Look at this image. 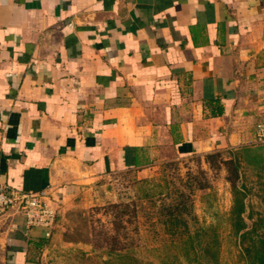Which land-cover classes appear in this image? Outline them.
<instances>
[{"label": "crops", "instance_id": "crops-1", "mask_svg": "<svg viewBox=\"0 0 264 264\" xmlns=\"http://www.w3.org/2000/svg\"><path fill=\"white\" fill-rule=\"evenodd\" d=\"M263 119L264 0H0V181L59 210L49 238L2 218L0 264H44L110 172L252 144Z\"/></svg>", "mask_w": 264, "mask_h": 264}, {"label": "rangeland", "instance_id": "rangeland-1", "mask_svg": "<svg viewBox=\"0 0 264 264\" xmlns=\"http://www.w3.org/2000/svg\"><path fill=\"white\" fill-rule=\"evenodd\" d=\"M242 173L241 182L251 189L245 212L251 224L249 210L253 208L254 216L263 212L264 201L257 194V169L243 162ZM194 175L195 184L206 181L207 187L190 191ZM178 190L191 195L187 200L193 212L188 216L189 229L215 227L219 264H247L238 238L231 233L232 194L225 168L210 167L205 155L175 156L171 149L147 166L114 170L92 185L82 204L69 212L62 239L48 244L44 264H105L111 249L128 250L143 264H190L179 238L167 233L160 213ZM65 233L71 240L64 238Z\"/></svg>", "mask_w": 264, "mask_h": 264}, {"label": "trees", "instance_id": "trees-1", "mask_svg": "<svg viewBox=\"0 0 264 264\" xmlns=\"http://www.w3.org/2000/svg\"><path fill=\"white\" fill-rule=\"evenodd\" d=\"M228 153V156H224ZM138 156H134V164L138 162ZM205 160L212 168H225L226 180L230 183L232 204L229 210V223L231 233L238 238L241 246V257L247 264H264V211L256 212L249 210L248 217L252 218L248 224L245 212L248 210L246 201L249 191L248 186L241 182L243 162L257 169L258 196L264 201V143L242 145L228 149L216 150L205 154ZM189 190L195 187H207L208 182L198 180L192 176ZM184 190H178L175 198L161 207V216L167 233L179 238L183 255L190 264H219V235L214 226L199 227L190 230L188 216L192 215V203H187L190 198ZM182 229V230H180ZM66 233L64 238L67 239ZM105 264H143L130 251L111 249Z\"/></svg>", "mask_w": 264, "mask_h": 264}, {"label": "built area", "instance_id": "built-area-1", "mask_svg": "<svg viewBox=\"0 0 264 264\" xmlns=\"http://www.w3.org/2000/svg\"><path fill=\"white\" fill-rule=\"evenodd\" d=\"M264 143V119L254 126L252 144ZM58 205L54 202L50 187L24 190L0 181V220L9 213H20L29 227H39L44 236L51 237L58 222Z\"/></svg>", "mask_w": 264, "mask_h": 264}]
</instances>
